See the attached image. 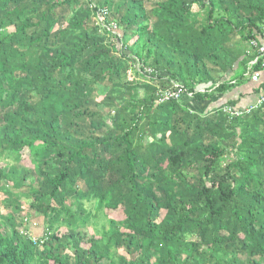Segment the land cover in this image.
Wrapping results in <instances>:
<instances>
[{
    "label": "trees",
    "instance_id": "1",
    "mask_svg": "<svg viewBox=\"0 0 264 264\" xmlns=\"http://www.w3.org/2000/svg\"><path fill=\"white\" fill-rule=\"evenodd\" d=\"M254 39L264 0H0V264H264V104L223 101Z\"/></svg>",
    "mask_w": 264,
    "mask_h": 264
},
{
    "label": "rangeland",
    "instance_id": "2",
    "mask_svg": "<svg viewBox=\"0 0 264 264\" xmlns=\"http://www.w3.org/2000/svg\"><path fill=\"white\" fill-rule=\"evenodd\" d=\"M137 66L139 67V62H137ZM130 78H137V76L135 75V73H133V71L131 72V76ZM140 79V78H138ZM104 96H100L98 98L99 101L102 100ZM188 97V93L185 92L182 96V99L183 98H187ZM252 106H255L257 107V102L256 104L252 105ZM246 110L247 108H240L237 109L238 111V114L237 115H234L235 117L236 116H239L242 114L243 110ZM228 114V113H227ZM229 115V114H228ZM232 118V117H231ZM2 165H5V164H8V165H13V164H18V162H15L14 160L12 159H7L5 161H2L1 162ZM21 168L23 167H27V168H30L33 164H32V158L30 157V154L28 152H25L24 153V158L22 159V161L18 164ZM6 198V195L4 194V192L2 190H0V212L3 213V214H7L8 210L5 209L4 207V203H3V200ZM25 206L27 207L28 206V203L25 201L24 202ZM87 209L88 210H91L93 211V213H96V206H95V203H87ZM109 215H107L105 212H102L100 215H98L97 217H92L90 219V221L87 223V227H88V230L90 231L91 234H94V235H101L102 231L104 230V228L106 227H109L110 226V220H122L124 219V214H123V210L122 208H119L115 211H112V210H109ZM107 215V216H106ZM32 217V216H31ZM29 218V222H27V224L25 225V228H30V229H34L36 230V233L37 234H40L43 230H44V227L42 226L43 224H40L38 225V222L34 221V219L32 220V218ZM42 223V221H40ZM106 226V227H105ZM26 230V229H25ZM62 231H64V228L62 229ZM120 254L124 255L125 252L123 250H120Z\"/></svg>",
    "mask_w": 264,
    "mask_h": 264
},
{
    "label": "crops",
    "instance_id": "3",
    "mask_svg": "<svg viewBox=\"0 0 264 264\" xmlns=\"http://www.w3.org/2000/svg\"><path fill=\"white\" fill-rule=\"evenodd\" d=\"M260 72H261V74H260V78L258 81L251 80L247 84L235 88L233 91H230L224 95L225 97L223 98V101L236 100V101H238V107H240V108H247V106H252V105L256 104V102H258L260 100L261 96L264 94V89H262L260 91V86L263 87V85H264V70L260 71ZM232 75H234V72L230 75H227L225 77V79L231 78ZM210 85L211 84H209L208 87ZM206 87H207L206 85L201 86V87H199L198 90L203 91L206 89ZM215 95L217 98L220 97L219 93H216ZM216 97H215V99H216ZM186 101L191 102L192 103L191 105L193 106V108L195 110L206 109L205 110V112H206V111H209V109L212 108L213 106H215V105L217 106V104L220 103L222 100H219L216 103H211L212 101H208V100H204L202 103H197L194 101L193 94H189L188 97L186 98ZM197 106H200V107L195 108ZM31 231L33 234H37L36 230H34L33 228L31 229ZM43 233H44V230L40 233V235Z\"/></svg>",
    "mask_w": 264,
    "mask_h": 264
},
{
    "label": "built area",
    "instance_id": "4",
    "mask_svg": "<svg viewBox=\"0 0 264 264\" xmlns=\"http://www.w3.org/2000/svg\"><path fill=\"white\" fill-rule=\"evenodd\" d=\"M251 44L253 46L258 47L259 51H260V55L264 56V44L259 46L258 41H256L255 39L252 40ZM145 69H146L145 73H147V74L154 72L153 68L146 67ZM260 74H261V72H259V71L255 72L253 77H252V80L258 81L260 78ZM185 92H186L185 87L181 83H177L174 88L165 89L159 93L158 103H163V102H166V101L171 100V99H180ZM263 104H264V94L261 96L260 100L257 102V107H260ZM253 107H255V106H253ZM250 108H252V106ZM250 108H248V109H250ZM225 111L232 116L238 114L237 109H233L231 107H225ZM27 219H26V221L28 222ZM25 232H26V234H29V235L31 234V237L35 238V234H33L31 230H25Z\"/></svg>",
    "mask_w": 264,
    "mask_h": 264
}]
</instances>
